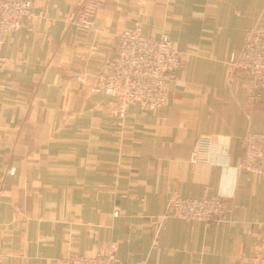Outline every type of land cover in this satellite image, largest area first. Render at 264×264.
Returning a JSON list of instances; mask_svg holds the SVG:
<instances>
[{
  "label": "crops",
  "instance_id": "1",
  "mask_svg": "<svg viewBox=\"0 0 264 264\" xmlns=\"http://www.w3.org/2000/svg\"><path fill=\"white\" fill-rule=\"evenodd\" d=\"M30 1L40 16L1 49L0 264H62L113 241L131 264H263L264 181L240 163L264 103L228 58L264 28V0H107L90 29L75 20L83 0ZM137 25L183 63L163 106L120 119L94 87ZM175 196L227 199L230 220L165 217Z\"/></svg>",
  "mask_w": 264,
  "mask_h": 264
},
{
  "label": "built area",
  "instance_id": "2",
  "mask_svg": "<svg viewBox=\"0 0 264 264\" xmlns=\"http://www.w3.org/2000/svg\"><path fill=\"white\" fill-rule=\"evenodd\" d=\"M106 4L107 0H83L75 20L84 29L94 27L98 10ZM36 14L30 0H0V63L6 36L22 26H31ZM228 62L246 76L249 97L264 103V28L254 32L241 52L231 53ZM182 63V54L166 33L154 37L145 35L139 25L125 28L117 36L114 55L101 67L94 90L114 97L112 112L125 119L133 103L147 109L163 106L168 99L167 81ZM74 75L84 81L86 72L78 70ZM197 155L193 151L191 160L195 161ZM240 165L258 173L264 181V130L244 137ZM230 212L229 201L224 198L175 196L164 216L212 223L229 221ZM117 248V241H113L107 253H70L62 264H131L117 257ZM262 260L264 264V256Z\"/></svg>",
  "mask_w": 264,
  "mask_h": 264
}]
</instances>
